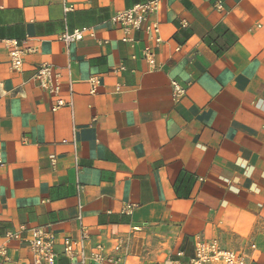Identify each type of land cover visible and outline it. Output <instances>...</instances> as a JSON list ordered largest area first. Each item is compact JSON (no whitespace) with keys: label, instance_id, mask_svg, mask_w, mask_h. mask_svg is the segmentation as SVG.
<instances>
[{"label":"crops","instance_id":"0c3cea01","mask_svg":"<svg viewBox=\"0 0 264 264\" xmlns=\"http://www.w3.org/2000/svg\"><path fill=\"white\" fill-rule=\"evenodd\" d=\"M147 1L0 0V264L32 260L6 231L78 236L77 185L88 233L127 239L125 264L187 263L198 237L264 264V0H159L162 43L140 31L123 44L111 18ZM64 28L95 38L66 47ZM6 42L24 51L17 73ZM41 64L71 107L51 112L30 80Z\"/></svg>","mask_w":264,"mask_h":264},{"label":"built area","instance_id":"2783aa9c","mask_svg":"<svg viewBox=\"0 0 264 264\" xmlns=\"http://www.w3.org/2000/svg\"><path fill=\"white\" fill-rule=\"evenodd\" d=\"M216 9L219 7L216 5ZM160 9L159 0H151L142 2L132 6L130 9L116 13L112 18V22L119 27L123 33L121 42L123 44L133 45L135 39L133 35L136 32H144L150 37L155 46L162 43L160 37L159 24L150 22L149 18L156 15ZM73 11L71 5H64V15ZM186 23L181 21V27H186ZM85 36L94 39V32L89 29H73L71 31L64 28L58 35L57 39L62 42L66 47L71 44L81 42ZM99 44H106L100 42ZM8 56L11 65L9 71L17 73L22 67V51L16 42H6ZM178 51V49H177ZM143 58L147 62L151 70H155V62L153 54L144 52ZM69 66H67V69ZM124 67L120 66L118 71H123ZM30 80L46 95L55 98L54 104L51 106V112L72 106L71 95L68 102H65L59 97L61 83L60 74L50 64H41L37 67L35 73L31 76ZM91 87V95L96 94L97 79L92 77L89 79ZM171 98L174 101H179L186 94V88L177 82H171ZM116 91H119L117 88ZM71 92V88H70ZM2 166L0 162V167ZM82 187L76 186V199L78 209V236L73 237H56L54 234L47 231L45 228L20 226L15 231H6L3 235L5 242L12 241L22 242L26 245L32 260L25 264H56V259L62 257L68 264H125V259L130 256L127 250L128 240L120 237L112 238L110 245L106 246L99 237H93L88 233L87 227L81 220L80 196ZM131 206L124 208V213L130 215L132 212ZM134 231H140V228H134ZM252 249H254L252 247ZM193 257L184 264H249V257L245 254L221 248L216 239L206 240L198 237L193 241ZM177 258L183 257L182 252H178ZM0 259L3 263H8L9 258L7 250L4 246L0 247ZM159 264H183L178 260L166 259Z\"/></svg>","mask_w":264,"mask_h":264}]
</instances>
